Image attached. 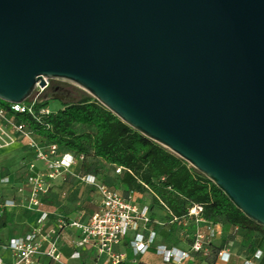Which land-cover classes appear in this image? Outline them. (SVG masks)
<instances>
[{
	"label": "water",
	"instance_id": "95a60500",
	"mask_svg": "<svg viewBox=\"0 0 264 264\" xmlns=\"http://www.w3.org/2000/svg\"><path fill=\"white\" fill-rule=\"evenodd\" d=\"M76 85L264 229V0H0V100Z\"/></svg>",
	"mask_w": 264,
	"mask_h": 264
},
{
	"label": "built area",
	"instance_id": "2783aa9c",
	"mask_svg": "<svg viewBox=\"0 0 264 264\" xmlns=\"http://www.w3.org/2000/svg\"><path fill=\"white\" fill-rule=\"evenodd\" d=\"M48 85L46 81L44 87L37 85L36 90L41 93ZM34 104L12 105V109L27 111L37 122L50 114L46 108L35 115ZM3 112L0 108V115ZM14 128L30 140L35 160L25 179L27 190L17 189L26 195L24 201L0 197V219L4 211L23 209L34 216V224L3 239L4 230L0 231V264H153L151 257L161 264H191L195 256L207 258L212 253L211 244L218 235L219 224L205 221L202 207L190 206L179 217L166 208L156 211L150 207L151 198L146 195L134 192L123 195L99 177L81 174L83 155L66 152L55 143L31 140L32 131L25 123H16ZM120 172L117 168L116 173ZM67 175L77 178L95 194L90 201L91 212L75 211L66 216L44 203L54 183ZM13 186L11 179L0 178V187ZM172 227H176L175 231ZM162 229L173 232L175 244L169 246L159 241ZM216 257L223 264L229 263L230 255L224 251H219Z\"/></svg>",
	"mask_w": 264,
	"mask_h": 264
},
{
	"label": "trees",
	"instance_id": "16d2710c",
	"mask_svg": "<svg viewBox=\"0 0 264 264\" xmlns=\"http://www.w3.org/2000/svg\"><path fill=\"white\" fill-rule=\"evenodd\" d=\"M30 101L25 102L29 106ZM47 103L34 104L35 115L46 109ZM0 108L17 123H25L30 131L41 137L40 143H55L66 152L84 156L80 167L81 174L99 177L100 169L88 157L107 164L118 178V183L110 188L119 190L123 195L134 192L151 198L150 207L154 210L166 208L174 216H182L188 207L197 205L203 208L202 217L207 222L219 223L224 230L228 227L233 231H246L243 246L250 250L254 244V233L262 228L247 219L227 197L206 177L180 159L168 149L146 138L123 123L118 117L107 110L97 100L86 97L76 103L64 104L62 109L50 113L37 122L27 111L17 112L12 105L0 100ZM79 127L91 131L79 132ZM120 168L121 172L116 173ZM54 188L44 198V203L54 210L52 205ZM76 211L91 212L84 205ZM55 211V210H54ZM20 210L4 211L0 219V231L13 226ZM57 214V211H55ZM75 212V211H72ZM62 213L70 215L73 213ZM223 221L220 223L218 221ZM176 227H172L175 231ZM233 232L228 234L232 237ZM161 243L171 246L175 244L173 232L159 231ZM220 248V247H219ZM209 257L195 256L192 263H214L216 248L211 244ZM191 263V264H192Z\"/></svg>",
	"mask_w": 264,
	"mask_h": 264
},
{
	"label": "rangeland",
	"instance_id": "374dc122",
	"mask_svg": "<svg viewBox=\"0 0 264 264\" xmlns=\"http://www.w3.org/2000/svg\"><path fill=\"white\" fill-rule=\"evenodd\" d=\"M48 82L49 85L43 92L40 93L35 89L27 101L35 104L47 103V110L50 113L62 109L64 104L76 103L86 97L93 98L74 84L53 80H48ZM16 123V120L6 112L0 115V178H9L14 185L13 188L0 187V197L1 200L14 199L21 203L26 195L17 192V189L27 190L25 179L30 174V165L35 158L30 147V140L16 131L14 128ZM77 130L79 132L91 131L86 127H79ZM30 138L37 143L42 141L41 137L33 133ZM88 161L98 165L100 176L105 183L111 186L118 183L117 176L107 164L91 157H88ZM36 165L41 164L36 163ZM74 172L80 174L78 171ZM93 199H95V194L84 187L74 176L67 175L64 180L54 183L52 205L58 213H71L81 205L91 209L90 201ZM218 222L223 223L222 220ZM31 224H34V216L29 211L20 210L13 226L1 233L2 239L11 233L22 232ZM257 235L264 236V229L258 231ZM150 260L153 264H161L157 258L151 257Z\"/></svg>",
	"mask_w": 264,
	"mask_h": 264
},
{
	"label": "crops",
	"instance_id": "0c3cea01",
	"mask_svg": "<svg viewBox=\"0 0 264 264\" xmlns=\"http://www.w3.org/2000/svg\"><path fill=\"white\" fill-rule=\"evenodd\" d=\"M218 235L213 240L214 249L216 248L217 253L219 251H224L230 255L228 264H264V236L257 235V232L254 233L253 239L255 240L254 246L247 250L243 246V237L246 234V231L240 229H234L231 231L230 228L224 230L223 226L219 224L216 227ZM230 232H233L232 237H227ZM220 247V248H219ZM207 262H199L198 264ZM194 264V263H192ZM213 264H223L217 260V257L214 258Z\"/></svg>",
	"mask_w": 264,
	"mask_h": 264
}]
</instances>
